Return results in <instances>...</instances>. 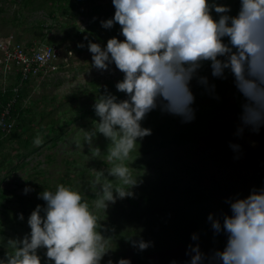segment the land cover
Here are the masks:
<instances>
[{"label":"rangeland","instance_id":"374dc122","mask_svg":"<svg viewBox=\"0 0 264 264\" xmlns=\"http://www.w3.org/2000/svg\"><path fill=\"white\" fill-rule=\"evenodd\" d=\"M229 2L235 11L238 0ZM114 10L112 0H68L58 7L49 0H0V39L13 35L23 43L54 44L72 51L68 67L30 82L22 102V121H17L22 127L16 138L1 143L0 235L6 238L28 230L29 213L45 203L38 196L43 188L55 189L63 182L80 186L88 199L94 198L92 167L103 165L81 146L83 128L98 119L94 98L104 85L120 98L125 93L115 88L122 72L115 65L111 70L90 68L92 54L79 44L88 32L96 33L101 44L120 35L118 23L111 29L100 23ZM201 72L215 83L218 96L194 79L193 120L185 122L156 108L142 121L152 128L132 154L142 183L133 189L134 196L118 199L106 213L97 210L114 229L109 234L115 235L111 246L116 248L105 261L130 257L132 264H170L175 258L183 264L188 244L197 242L191 238L193 232L199 234L204 251L222 248L226 236L214 235L208 213L230 212L226 198L247 195L253 186L264 185V127L259 131L246 127L238 135L241 98L231 75L212 77L207 65ZM184 132L192 138L176 143L177 135ZM37 136L43 143H35ZM98 142L102 148L106 145L102 136ZM230 142L241 145L240 149L234 150ZM103 163L110 162L103 159ZM26 185L34 190L25 193ZM20 212L24 220L18 218ZM129 237L153 244L139 250ZM5 250L0 247V255Z\"/></svg>","mask_w":264,"mask_h":264},{"label":"clouds","instance_id":"9594fccd","mask_svg":"<svg viewBox=\"0 0 264 264\" xmlns=\"http://www.w3.org/2000/svg\"><path fill=\"white\" fill-rule=\"evenodd\" d=\"M114 14L100 21L104 28L120 25V35L105 44L88 41L90 68L122 72L116 92L103 86L94 98L98 119L83 128L81 146L102 162L92 167L94 198L80 186L58 183L43 188L27 217L22 235H0V264H132L130 257L106 261L112 250L114 229L100 219L118 199L135 195L142 183L133 166L140 143L152 128L142 121L153 109L178 115L188 122L195 118V79L212 95L215 83L202 74L205 65L211 76L231 75L241 98L237 134L264 127V0H238L233 11L229 0H112ZM123 36V39L120 36ZM87 39V37H85ZM79 46L83 47L81 42ZM90 68L88 71H90ZM106 141L102 148L100 137ZM36 144L43 143L37 136ZM234 150L241 145L230 142ZM103 159L110 162L103 163ZM34 190L26 185L24 192ZM230 212H209L207 220L214 235L224 234L222 248L204 251L199 234L193 232L183 264H264V185L253 186L244 196L226 198ZM95 209V210H94ZM24 220V213L18 214ZM131 239V237H129ZM139 250L153 244L142 237L131 239ZM170 264H180L173 258Z\"/></svg>","mask_w":264,"mask_h":264},{"label":"built area","instance_id":"2783aa9c","mask_svg":"<svg viewBox=\"0 0 264 264\" xmlns=\"http://www.w3.org/2000/svg\"><path fill=\"white\" fill-rule=\"evenodd\" d=\"M72 51L54 44L23 43L13 35L0 39V96L11 87L10 95L0 100V141L15 124V105L26 82L44 80L70 65Z\"/></svg>","mask_w":264,"mask_h":264},{"label":"trees","instance_id":"16d2710c","mask_svg":"<svg viewBox=\"0 0 264 264\" xmlns=\"http://www.w3.org/2000/svg\"><path fill=\"white\" fill-rule=\"evenodd\" d=\"M49 1L55 7H58V6H60V4L62 2H65V1H68V0H49ZM85 37H87V39H85ZM99 39H100V37L97 36V34L93 33V32H88L87 34H85V36H82L80 38L81 42H83V44H84V46H83L84 49H88V47H87L88 41L91 40V41H96L97 42ZM29 84H30V82H26L25 86L20 89V96H19L18 102L15 105V112H14V115L17 116V121H18V118H20L21 121H22V102L25 99V93L27 91V87H28ZM10 92H11V87H9L7 89L6 93L3 96H0V100H1L2 103L5 102L6 98L10 95ZM21 127H22L21 124L20 125L18 123L15 124V126L12 129V131L10 132V134L7 137H5L3 140L0 141V147H1V143L3 141H5L6 139H8V137H9V139L16 138L17 137V130H19ZM191 138H192V136H191L190 132H184V133L178 134L174 141L176 143L180 144V143H184V142L188 141Z\"/></svg>","mask_w":264,"mask_h":264}]
</instances>
